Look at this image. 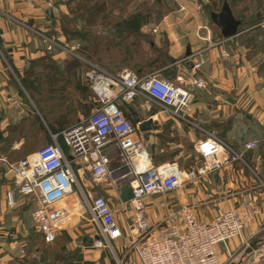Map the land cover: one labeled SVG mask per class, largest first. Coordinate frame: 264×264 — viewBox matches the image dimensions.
<instances>
[{
    "label": "built area",
    "instance_id": "obj_1",
    "mask_svg": "<svg viewBox=\"0 0 264 264\" xmlns=\"http://www.w3.org/2000/svg\"><path fill=\"white\" fill-rule=\"evenodd\" d=\"M42 37L47 52L76 56L75 46L46 35ZM200 66L194 65L193 74ZM86 79L99 105L91 115L63 132L70 153L53 136L51 144L8 167L7 175L15 191L22 197L37 200L38 207L32 211L31 218L43 240L53 243L65 229L75 204L70 198L75 196L77 208L87 212L96 227L93 246L109 248L115 264H225L233 258V252L228 251L224 262L217 252L219 245L239 239L241 247L247 246L246 217L231 210L212 223L199 221L189 210L171 213V219L159 226L146 222L145 200L167 196L185 183L207 178L241 160L217 134L190 120L192 90L159 73L139 77L126 69L112 74L97 65H91ZM204 84L202 80H194L193 86ZM138 98L144 100L143 109L149 111L154 104L158 105L177 120L201 130L204 137L196 143L195 152L203 159L202 166L186 172L176 163L155 166L145 141L137 135L138 124L134 125L123 109L125 104ZM244 147L255 150L259 143L246 141ZM87 181L110 182L120 204H131L135 226L127 236L117 221L111 201L90 192ZM126 186H130L133 194L130 200L122 198ZM6 198L10 206L15 205L13 190L8 191ZM159 206L167 208L168 203L160 200ZM247 212L250 217L249 208ZM120 240H124L122 246L117 245Z\"/></svg>",
    "mask_w": 264,
    "mask_h": 264
},
{
    "label": "crops",
    "instance_id": "obj_2",
    "mask_svg": "<svg viewBox=\"0 0 264 264\" xmlns=\"http://www.w3.org/2000/svg\"><path fill=\"white\" fill-rule=\"evenodd\" d=\"M63 1L0 0V131L3 132V137L9 135V127L13 129L12 135L15 134V127L31 111L27 102L22 101L23 94L21 95L20 91L23 90L26 97L29 94L22 87L18 74L23 75L31 61L46 56V44L42 36L53 30V19H56L58 17L56 15L65 8ZM184 4L181 5L180 11L165 18V24L150 29L149 32L162 34L166 37L169 43L167 56L170 64L163 69L150 72L148 75L159 73L175 84L187 85L194 95L190 120L199 122L204 127L215 124L217 129H227L228 131L223 133V137L229 144L240 146L245 141H260V138L256 139V136L260 129H264V51L258 47V44L261 43L263 37L259 36L256 45L250 48L244 45V41L246 34L259 27L264 29V21L243 30L238 36L231 39H225L221 37L222 35L214 37V33L203 25L199 15L191 12L185 1ZM48 10H53V16L48 14ZM188 15L190 18H187ZM175 17L177 18L174 19ZM203 29H207V33ZM142 31L146 33L145 28ZM166 39L157 35L155 44L161 47ZM189 51L191 54L188 56ZM191 62L194 65H201L196 74L192 72L194 66L192 68L189 66ZM194 80H202L205 84L203 87L193 86ZM138 99L142 100V103L139 107L133 105V108L138 114V110L144 111L146 116L139 114L141 120L152 119L154 121L150 132L142 133L139 131V127L137 132V135L145 141L150 152L147 141L151 142L154 138L151 134L155 132L154 126L160 127L171 121L175 125L181 126L182 122L160 106L156 108L158 110L156 112H152L154 106L147 112L145 108L141 107L143 99ZM23 113L25 115H22ZM243 117L247 118L249 123H246L245 120L242 121ZM230 119L232 123L227 125L226 121ZM203 137L197 138L195 134L192 141L196 145ZM24 143H26V137L19 135V138L13 141L11 149L20 150ZM63 148L68 154L70 153L67 147ZM150 154L152 156L151 152ZM20 160L9 161L7 156L0 155V177L1 175L8 177L7 183H0V264H37L39 262V257L29 253L31 246L39 239L38 234H35L38 232L34 222L30 221L32 211L38 207L37 200L32 197L20 196L15 191L11 178L7 175L6 164L14 165ZM257 160L260 162L259 158ZM232 168L233 164H230L213 172L207 178H199L191 183L194 187L179 193L181 198L178 201L175 200L176 202L172 200V197L186 183L170 196V200L173 201V204L171 203L173 214H182L183 211L189 210L201 222L212 223L229 210L246 217L244 238L248 241V245L244 246L245 248L241 247L239 239H233L227 245H219L217 252L224 262L227 260L228 251L233 252V259H235L238 253L242 254L246 251L254 239L260 238L258 235L264 229V191L245 193L246 190L233 197L228 195L231 187L236 186L235 181H238L236 175L239 173L241 175L243 172H237L236 169L231 170ZM261 186L263 187V183ZM96 188L101 190L104 187ZM94 189L89 188L88 190L94 193ZM11 190L14 191V206H10L6 198L8 191ZM192 193L195 195H191ZM189 198L194 205L193 209H185L184 204ZM70 199L74 200L73 209L77 210L76 197L72 196ZM157 199L167 202L166 197L163 196ZM153 201L155 200L144 201V212L147 211L148 214L150 211V214H153L154 220H151L152 217H150L149 221L155 225L156 213L148 209ZM111 204L114 205L112 200ZM36 205L37 207L34 208L33 206ZM65 205L64 203L62 206ZM248 208L250 217H248ZM163 212L165 213V211ZM115 213L123 233L127 236L130 233V228L135 226V219L131 223L117 214L118 210H115ZM33 228L35 233L31 232ZM260 236L262 237V234ZM260 239L264 240V237ZM118 243L124 244V240H120ZM84 249L85 258L88 253L89 260L94 262L101 260V250L90 251V245H85ZM105 262V264H109L107 258Z\"/></svg>",
    "mask_w": 264,
    "mask_h": 264
},
{
    "label": "rangeland",
    "instance_id": "obj_3",
    "mask_svg": "<svg viewBox=\"0 0 264 264\" xmlns=\"http://www.w3.org/2000/svg\"><path fill=\"white\" fill-rule=\"evenodd\" d=\"M101 0H95L94 2H99ZM183 1V2H182ZM187 3V5H189V9L191 12H195L199 15V18L201 20V22L203 23L204 26L208 27L210 29L211 32L214 33V37H217V35L220 37V35H222L220 33V29L214 24V22L212 21L211 15L213 13H220L224 4H228L230 6V8L232 9L235 17L238 20L242 21V25L239 27V34L243 31L246 30L247 28H249V24L253 23V15L256 12H261L263 14L264 17V0H261V2H259L258 0H254L251 1L250 0H244L243 2L238 3V0H233L231 3L225 0H115V3H113V5H109V10L112 12L111 16H112V20L113 21H117V20H121V18H127L130 17L133 14L142 12L143 16H145L147 18V22L143 25L142 29L145 28L146 30V34L152 35L154 36V40L155 38L157 39V35H159V37L166 39L165 36H162V34H154L149 32L151 28H154L158 25H162L165 24V18H167L169 15H173L174 13H177L178 11L181 10V5H185L184 4ZM79 0H64L63 3L65 4V8L58 13L56 16H58L56 18V20L58 21H54L52 26H53V31L49 33L53 34V35H57L56 37H51L48 34H46V36L51 37L52 39H56V40H66L62 30H61V24L59 21V18L61 19V16L65 15V16H69V17H74L71 14V10L74 9L75 7L80 6V2ZM259 2V4H258ZM193 3V4H192ZM193 10V11H192ZM107 13V11H106ZM160 18V20H159ZM177 17H175L174 19H176ZM187 18H190V15H188ZM96 19V20H95ZM93 19V23L91 26H93V30L98 33V34H106V33H112V29L110 27H108L106 24V18L105 15H98L97 18ZM244 19V21L242 20ZM108 20V18H107ZM191 21H193V19H191ZM86 24V22L82 19L79 20L75 26V28L77 30H81V28ZM90 25V24H88ZM203 31H206L207 33V29H203ZM145 34V32H143ZM262 35H264L262 33ZM223 37V36H222ZM264 38V36H262ZM224 38V37H223ZM167 40V39H166ZM63 41V42H64ZM67 41V40H66ZM65 41V43H67ZM70 45L71 46H75L76 47V56L71 55L70 57H77L80 56L81 53L79 51V45L81 42L78 39H74L72 38L70 40ZM261 43L258 44V47L261 48L264 51V48L262 46L264 39L262 41H260ZM69 44V43H67ZM144 46V43H143ZM146 46V44H145ZM163 47V46H162ZM145 48V47H144ZM79 51V52H78ZM257 52H259L257 50ZM84 55V54H83ZM81 55L82 60L81 62H84L83 60H86L84 58V56ZM68 56V55H66ZM85 63V62H84ZM90 64V63H89ZM103 69L109 70L111 71V73L113 72V74H120L123 70L129 69L132 70L130 67L121 65L118 66L116 64H107V65H103L101 66ZM87 70L84 71V76ZM81 80H82V72H81ZM70 82H67L66 85H63L62 83L59 84V86L63 87L64 91V96L66 97L65 99H67V102H70L71 105H74V109L77 110L76 112V116L73 117L74 121H77V118H81V117H87L89 115H91V110H87L89 109V107L92 105V97L89 96V90L85 89L82 90V86L78 85L77 81V85L76 88L75 87V80L74 82L72 81L71 83H75L74 86L72 87L71 85H69ZM42 88H45V84ZM62 89V90H63ZM45 90V89H44ZM61 90V91H62ZM27 100V103L29 106L32 107V112H28L29 115H31L32 113H34L36 116H40L39 118L43 117L42 114H40L41 112H39V109L35 110V102L34 100L31 99L30 96L25 97ZM43 99L45 100H52L53 97H44ZM142 100L137 99L135 101V103L133 104L134 107L138 106L142 103ZM44 102V100H43ZM46 102L45 101V105H42V107H46ZM51 102V101H50ZM144 102V100H143ZM58 103V102H57ZM49 101L47 102V108L45 110H51V114L52 116H50V119L54 120L53 118V114H55L54 110L50 109L49 106ZM59 105V104H58ZM57 106V105H56ZM68 106V105H67ZM69 107V106H68ZM87 107V109H86ZM37 108V107H36ZM56 110V109H55ZM82 110V111H80ZM42 111V110H41ZM148 112V110H146ZM27 112V111H26ZM25 112V114H26ZM140 116H146L144 114V111L138 110ZM191 113V112H190ZM24 113L22 115H25ZM27 114V115H28ZM191 116V115H190ZM143 119V118H142ZM246 123H249L248 119L243 117L242 121H244ZM181 126L178 125H174L169 123L168 127L167 124H163L160 127L159 126H154L155 132L151 133L154 138H152L151 142L147 141L148 146L150 147V152L152 153V155H156L157 157H159L162 154H172L174 152H179L178 155L174 156V157H170L168 162H175L178 163V165L180 167H184V165L189 162L192 161L193 164L195 165L196 162L198 164H200L201 160L199 161V157L195 152V144L192 141V137L194 138V135H197V138H201L202 136V132L200 129H198L196 126H193L191 124H188L186 122L181 121ZM193 123L198 124L199 122H196L194 120H192ZM200 124V123H199ZM188 125L189 127L185 126ZM202 128L206 129L204 127V125L200 124ZM164 129H167V131H163ZM207 130V129H206ZM211 133H215L217 134L222 140H224L229 147L237 154L241 157V160L238 159L236 161H234L233 164V169H236L237 172L243 171L240 175V173L237 176L238 181H235L236 186H232L230 189V193L228 192V195H231V197H233L234 195H237L240 192H244L245 193L249 192V191H260L263 190L264 191V180H262V178L264 179V161L261 157V153H264V149L263 147V143H264V130L260 129L259 134H257L256 139H259L260 141H258L259 143V147L256 150V152L253 155H250V153H246L245 151H248L247 149H245V142L240 145V146H236V144H229L224 137L222 136L221 132L219 131V129L216 130H207ZM258 133V132H257ZM263 133V134H262ZM32 135H34V133L32 132ZM159 135V136H158ZM166 135L167 138L169 139H174V141L170 142L169 139H167L166 141H168V143H162V140L160 139L161 136ZM166 138V137H164ZM44 141H40L38 140V144L37 146H35V150L37 151L38 149H40L41 147L44 146ZM170 143V144H169ZM147 146V145H146ZM244 155V156H243ZM249 156H252L251 158H249ZM261 157V161L258 162L257 158ZM248 161V166L245 165L246 162ZM203 162V161H202ZM244 162V163H243ZM4 163V162H3ZM2 163V164H3ZM6 164V163H4ZM155 164V162H154ZM10 165L6 164V167H9ZM6 170V168H5ZM182 170V169H181ZM184 171V170H182ZM186 172V171H185ZM242 177L240 179V177ZM263 176V177H262ZM2 177V178H1ZM0 177V183H7V178L5 175H1ZM260 179V180H259ZM261 183H263V187L261 186ZM87 188H95L94 189V194L98 195V196H105L106 198H108V200H112V202L114 203L113 207L114 209L117 211L120 216H122L126 221H129L131 223L134 222V217H135V211L131 208V204H123L122 206L120 205V202L118 200V194L117 192L110 188V182L107 183H101V184H96L94 182L91 181H87L86 182ZM104 187L103 189H98L96 187ZM261 186V187H260ZM109 187V188H107ZM191 187H194L193 185H191V182L186 183L182 189H180V191L178 193H175V195L172 197V200H174V202H176L175 200L178 201L180 197L179 193L184 192L186 190H189ZM98 191V192H95ZM109 195V196H108ZM172 194H169L167 196H163L166 197V200L168 202V204L170 205L169 207L167 206V208L164 207H160L159 206V201L157 198L158 197H152L149 200H155L152 202V205H150L148 207L149 210H153L156 214H155V225L154 226H159L160 224L164 223L165 221H169L171 218V213L173 214L174 212L171 210V203L173 204V201L170 200V196ZM191 195H195V194H191ZM162 197V196H161ZM35 201V200H33ZM185 205V209H190V208H194V205L191 203V198H189V200H187V203L184 204ZM34 208L37 207L33 206ZM32 208L31 211H32ZM184 208V207H183ZM183 210V209H182ZM165 211V213L163 212ZM178 211V210H177ZM145 214V219L146 222L149 225H152V223H150L149 218H151V220H154L153 214L149 213L147 214V211L144 212ZM163 214V215H162ZM165 214V215H164ZM31 218V217H30ZM31 222H33L32 218L30 220ZM36 227V226H35ZM37 229V228H36ZM32 233H35L34 228L31 230ZM38 232V231H37ZM262 233V237L260 236L261 234H259L258 236L260 238L263 239V235H264V229L261 231ZM39 233V232H38ZM38 233H35L36 235ZM65 233V234H64ZM97 230L96 227L94 226L92 220H91V216L87 213L84 212V210L82 208H77L76 209H71L70 214H69V218L66 222L65 225V229L57 236L56 241H54V243H47L44 244L41 240V236L38 234L39 239L36 240L34 242V244L31 246L29 253L31 255H36L38 258V263L37 264H43L44 261L49 262V264H77V258L71 260L70 258H68L70 256V254H74V253H78V257L79 256H83V261L82 264H84V262H91L92 264H105V259L107 258L108 263L109 264H115L114 261V257L112 256L109 248H102V249H97L93 246V243H87L84 242V238L85 236H90L92 238H94V236H96ZM63 234V235H62ZM257 236V237H258ZM43 239V237H42ZM159 239L157 238H152V240H156ZM49 244V245H48ZM85 245H90L91 250H101L102 251V258L100 261L98 262H94L89 260L87 254L85 258L84 255V246ZM118 246H122L123 244L117 243ZM250 245V244H249ZM61 248H64L65 251L62 252ZM245 248V247H244ZM249 246L246 248V251L242 254H237L238 256L235 257L234 260V264H264V240H262V243L258 245V249L251 252V253H246L248 250ZM87 252V251H86ZM110 252V253H109ZM89 255V254H88ZM59 256H61L63 259H59ZM60 257V258H61ZM65 257V258H64ZM234 257V255H233ZM232 259H229L228 261L225 262V264H233L232 263Z\"/></svg>",
    "mask_w": 264,
    "mask_h": 264
},
{
    "label": "trees",
    "instance_id": "obj_4",
    "mask_svg": "<svg viewBox=\"0 0 264 264\" xmlns=\"http://www.w3.org/2000/svg\"><path fill=\"white\" fill-rule=\"evenodd\" d=\"M94 1L95 0H79L80 6L75 7L71 10V14L74 17L63 15L61 16V19L59 18L61 30L67 40L65 41L70 44V40L72 38L80 40L81 43L78 44L79 51L81 55L84 54V58L86 57V60H83L85 63L81 62V55L74 58L65 56L61 53L47 52L46 56L31 61L23 75L18 74L22 87L28 92L31 99L35 102V105L37 107H35V110L39 109V112H41L40 114H42L43 117L39 118L40 116H36L34 113H32L31 115L28 114L27 117L17 127H15V134L12 135L13 129L11 127L8 128L9 135L7 137H3V132L0 131V155L7 156L9 161H13L14 159L23 160L28 155L38 152L43 147L52 143L53 136H57L60 144L63 147H67L63 140V132L85 117H81L79 119L77 118V121H74L73 117L76 116L77 110L74 109V105H71L70 102L66 103L67 99H65L66 97L63 93L65 91L63 87L59 86V84L62 83L63 85H66L67 82H70L69 85L73 87L77 81L78 85L83 87L82 90L88 89L89 96L92 97V105L89 107V109H87V107L86 109L91 110L92 114L99 103L93 91L91 90L89 82L86 79V73L85 76L83 74L85 70L88 71L91 68V65H97L99 67L107 64H116L118 66L124 65L130 67L132 71L139 77H143L148 75V73L150 72L152 73L153 71L163 69L170 64L169 58L167 56V47L169 44L168 41L164 40L162 43L163 47H158L155 44V40L153 39L154 36L143 33L142 27L147 22V18L143 16L142 12L133 14L127 18H121V20L113 21L111 16L112 12L109 10V5H113V3H115V0H101L99 2ZM225 1L231 3L233 0ZM243 1L244 0H238V3ZM250 1L252 3V1L254 0ZM258 1L261 2V0ZM99 14L105 15L107 22L106 25L112 29V33L98 34L93 30V26L91 25L96 20L95 18H97ZM82 19L86 22V24L79 31L75 28V26L77 22ZM93 19L95 20L93 21ZM253 19V23H250L249 27L255 26L264 21L263 14L261 12H256L253 15ZM53 20L55 22L58 21L56 19ZM242 20L244 21V19ZM52 31L53 30H51L50 32ZM262 33L264 34V29H261L259 27L253 30L251 33L246 34L244 45L248 48L255 46L256 42L259 39V36H264L262 35ZM48 35L51 37L57 36L51 33H48ZM262 46L264 48V42ZM106 71L111 73V71L109 70ZM81 72L82 80L80 79ZM74 80L75 83H71L72 81L74 82ZM77 83L75 84L74 88L78 86ZM44 84L45 88H42ZM20 92L21 95L23 94L22 101L26 103L27 100H25L26 96H24L23 90H21ZM44 97H53V99L45 100L43 99ZM45 101H49L50 109L55 111V114H53L54 120L50 119V116H52L51 110H45L47 108V102L46 107H42V105H45ZM134 102L125 104L123 106L127 118L131 119L132 121L133 118L130 113V109L133 108ZM26 104L28 105V103ZM153 106L154 109L152 110V112L158 111L156 109L158 108V105L154 104ZM29 107L32 112V107ZM48 112L50 116L48 115ZM169 123L171 124V126L172 124H174L172 121L168 122V124L166 123L167 127ZM226 123L227 125H229L230 123H232V120L230 119L226 121ZM133 124L135 125L134 121ZM185 126L189 127L188 125ZM205 128L207 130L217 129L215 124L214 126L207 125L205 126ZM165 130L167 131V129H164L163 131ZM219 131L223 136V133H226L228 130L219 129ZM32 132L34 133V135H32ZM19 135H23L26 137V143L22 145L20 150H13L11 149L13 148L12 143L19 138ZM160 139L162 140V143H168V141L166 140L169 138H167L166 135H163ZM38 140L44 141V146L36 151L35 146H37ZM169 140L170 142L174 141V139ZM262 148L264 149V143ZM245 152L253 155L256 150H248ZM178 153L179 152H174L170 155L166 153L160 155L159 157H157L156 155H152L153 162H155L156 166L166 163L173 164L175 162H168V160L170 157L178 155ZM198 157V160H201L200 164L196 162V164L194 165L192 161H189L184 165L183 168L179 166L180 169L184 171H192L202 166L203 159L199 155ZM251 157L252 156H249V158ZM261 157L264 161V153H261ZM261 157H258L260 161ZM244 162H246L245 165L249 167V165L247 164L248 161L244 160ZM262 180L264 179L262 178ZM38 234L41 236L40 233ZM41 240L44 244L47 245V243L42 239V236ZM61 250L62 252L65 251L64 248H61ZM60 257L61 256H59V259H63L62 257ZM68 258H70L71 260L77 258V264H82L84 257L82 255L78 257V253H74L70 254ZM43 263L49 264V262L47 261H44ZM84 264L92 263L84 262Z\"/></svg>",
    "mask_w": 264,
    "mask_h": 264
},
{
    "label": "water",
    "instance_id": "obj_5",
    "mask_svg": "<svg viewBox=\"0 0 264 264\" xmlns=\"http://www.w3.org/2000/svg\"><path fill=\"white\" fill-rule=\"evenodd\" d=\"M48 14L53 16V10H48ZM212 21L214 24L220 29L222 36L225 39H231L239 35V27L242 25V21L238 20L232 9L228 4H224L220 13H213L211 15ZM190 51L188 52V56L190 55ZM189 66L192 68L194 64L191 62ZM130 113L132 118L136 124H138L139 131L142 133L150 132L154 121L149 119L147 121H142L139 114L133 109H130ZM122 198L126 200H130L133 198V194L130 186H126L122 192ZM98 239V237H96ZM84 242L92 244L94 239L90 236H85ZM262 243L260 238L254 239L247 250V253H251L258 249V245Z\"/></svg>",
    "mask_w": 264,
    "mask_h": 264
}]
</instances>
